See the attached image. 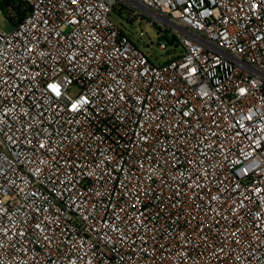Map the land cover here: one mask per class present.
I'll list each match as a JSON object with an SVG mask.
<instances>
[{
	"label": "built area",
	"instance_id": "2783aa9c",
	"mask_svg": "<svg viewBox=\"0 0 264 264\" xmlns=\"http://www.w3.org/2000/svg\"><path fill=\"white\" fill-rule=\"evenodd\" d=\"M1 2L0 264H264V0Z\"/></svg>",
	"mask_w": 264,
	"mask_h": 264
},
{
	"label": "rangeland",
	"instance_id": "374dc122",
	"mask_svg": "<svg viewBox=\"0 0 264 264\" xmlns=\"http://www.w3.org/2000/svg\"><path fill=\"white\" fill-rule=\"evenodd\" d=\"M111 20L117 25L126 29L127 32L133 34L134 43L137 47H140L144 52L149 56H152V60L156 64H161L166 62L169 58L174 57L175 54L180 53V49L173 51L171 46L168 44L171 39V35L168 34L166 38H160L158 29L148 24L145 21L134 22L133 24H126L118 19L117 16L112 15ZM0 27L5 31L12 30V23L8 21L5 17V14L0 11ZM142 34V35H140ZM168 38V39H167ZM164 42L168 45L170 51L169 55H166L167 51H159L157 48L158 41Z\"/></svg>",
	"mask_w": 264,
	"mask_h": 264
},
{
	"label": "trees",
	"instance_id": "16d2710c",
	"mask_svg": "<svg viewBox=\"0 0 264 264\" xmlns=\"http://www.w3.org/2000/svg\"><path fill=\"white\" fill-rule=\"evenodd\" d=\"M14 0H2V2H1V4L3 5V6H5V5H7V6H13L14 5ZM168 39V38H167ZM169 41V43H171L170 42V40H168Z\"/></svg>",
	"mask_w": 264,
	"mask_h": 264
},
{
	"label": "snow or ice",
	"instance_id": "6c2138e0",
	"mask_svg": "<svg viewBox=\"0 0 264 264\" xmlns=\"http://www.w3.org/2000/svg\"><path fill=\"white\" fill-rule=\"evenodd\" d=\"M74 2H75V0H74Z\"/></svg>",
	"mask_w": 264,
	"mask_h": 264
}]
</instances>
